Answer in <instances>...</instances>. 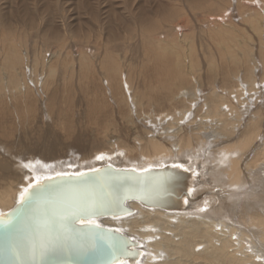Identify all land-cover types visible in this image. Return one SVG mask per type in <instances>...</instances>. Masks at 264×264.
Instances as JSON below:
<instances>
[{
    "label": "rangeland",
    "instance_id": "rangeland-1",
    "mask_svg": "<svg viewBox=\"0 0 264 264\" xmlns=\"http://www.w3.org/2000/svg\"><path fill=\"white\" fill-rule=\"evenodd\" d=\"M221 98L264 124V0H0V188L138 167L126 146L190 134Z\"/></svg>",
    "mask_w": 264,
    "mask_h": 264
},
{
    "label": "bare ground",
    "instance_id": "bare-ground-1",
    "mask_svg": "<svg viewBox=\"0 0 264 264\" xmlns=\"http://www.w3.org/2000/svg\"><path fill=\"white\" fill-rule=\"evenodd\" d=\"M241 95L242 92L237 93L238 97ZM224 99L210 107L206 120L194 126L190 134H185L176 122L171 123L178 129L171 135L174 142L162 137V133L156 134L157 130L151 132V138L150 132H146L150 139L145 138L141 153L137 146L120 147L122 142L117 145L119 149H128L127 157L119 153L120 160L136 159L134 163L143 164L141 167L121 166L105 156L90 169L41 172L29 182L23 181L26 184L21 188H0V214L13 209L25 189L45 177L78 174L105 164L141 171L176 166L193 176L188 183L189 198L182 208L168 211L134 201L128 204L125 216L97 220L100 226L115 228L133 240L135 254L119 264H264V124L256 116L246 123L231 103L229 114L234 112L235 117L230 119L220 108ZM217 118L219 124L214 126L216 123L211 122ZM236 127H242L241 134L235 132ZM210 133L213 137L207 143H213L217 149H208L203 139ZM136 150L138 154L134 155Z\"/></svg>",
    "mask_w": 264,
    "mask_h": 264
},
{
    "label": "water",
    "instance_id": "water-1",
    "mask_svg": "<svg viewBox=\"0 0 264 264\" xmlns=\"http://www.w3.org/2000/svg\"><path fill=\"white\" fill-rule=\"evenodd\" d=\"M192 178L191 173L176 166L141 171L105 164L78 174H57L36 181L27 188L30 193H42L33 215L48 220L49 227L26 219L17 223L15 233L0 228V264H12L15 259L9 254L11 245L27 248L30 243L47 244L55 242L58 235L62 249L49 254L47 264H119L125 258L129 260L135 254L133 240L115 228L100 226L97 220L125 216L128 204L134 201L148 208L176 211L189 198ZM20 202L21 196L13 209L0 215L15 220ZM84 203L95 204L99 210L74 223L63 220L72 217ZM97 243L101 251L96 250ZM19 259L28 261L30 257L22 255Z\"/></svg>",
    "mask_w": 264,
    "mask_h": 264
},
{
    "label": "snow or ice",
    "instance_id": "snow-or-ice-1",
    "mask_svg": "<svg viewBox=\"0 0 264 264\" xmlns=\"http://www.w3.org/2000/svg\"><path fill=\"white\" fill-rule=\"evenodd\" d=\"M98 159H102V157H98ZM41 197L42 193H30L28 189H25V192L21 195V202L16 212V219L14 220L11 217H4L0 215V228L4 229L6 232L15 233L17 231V223L26 219L35 220L38 225L48 228V220H38L33 215L36 211L37 205L41 200ZM98 210L99 209L95 204L90 205L84 203L72 213V217L65 216L63 217V220L66 223H74L76 219H83L84 216L95 215ZM61 239L62 238L58 235L55 238V242L49 241L47 244L42 242L39 245L30 243L27 248H23L18 244L11 245L9 248V254L15 258L12 261V264H47L46 257L49 254L55 253L62 249V245L58 243ZM96 250H102L99 243L96 245ZM22 255H26L30 257V259L28 261H21L19 258Z\"/></svg>",
    "mask_w": 264,
    "mask_h": 264
}]
</instances>
